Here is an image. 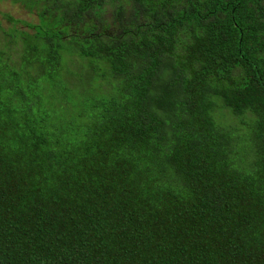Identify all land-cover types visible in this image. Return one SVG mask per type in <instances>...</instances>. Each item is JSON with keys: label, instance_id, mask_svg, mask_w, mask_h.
<instances>
[{"label": "trees", "instance_id": "16d2710c", "mask_svg": "<svg viewBox=\"0 0 264 264\" xmlns=\"http://www.w3.org/2000/svg\"><path fill=\"white\" fill-rule=\"evenodd\" d=\"M4 1L0 264H264V0Z\"/></svg>", "mask_w": 264, "mask_h": 264}, {"label": "rangeland", "instance_id": "374dc122", "mask_svg": "<svg viewBox=\"0 0 264 264\" xmlns=\"http://www.w3.org/2000/svg\"><path fill=\"white\" fill-rule=\"evenodd\" d=\"M0 10L6 11V12L14 15L15 17L19 18V19H26L29 21H35L36 20V17L34 16V14L29 15L26 12V11H28V9H26L23 6L12 5L11 2H8V1L0 2Z\"/></svg>", "mask_w": 264, "mask_h": 264}]
</instances>
